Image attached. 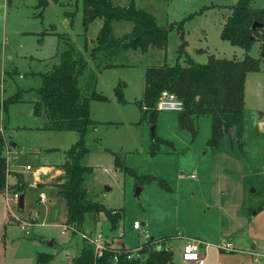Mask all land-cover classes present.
Segmentation results:
<instances>
[{"label": "rangeland", "instance_id": "1", "mask_svg": "<svg viewBox=\"0 0 264 264\" xmlns=\"http://www.w3.org/2000/svg\"><path fill=\"white\" fill-rule=\"evenodd\" d=\"M31 1L27 0L19 7V12L23 13V16H20L17 23H7L5 31V38L14 56L11 63L17 73L13 74L11 80L6 79L4 96L8 97L18 90L32 88L28 94L27 92L21 94L26 101L36 97L34 91L40 83L39 74L47 72L53 64H57L59 54L69 45L74 52H82L84 42L90 44L101 26V20L96 19L83 32L79 1L66 5L67 2L63 0L60 3L47 0L42 17L37 16L40 10L34 7L38 0ZM236 1L149 0L143 3L144 0H135L136 7L146 8L153 14L157 24L162 27H165L167 22H178L188 14L206 7L200 14L194 15L183 24L184 39L187 43L185 51L193 61L199 64L205 63L208 55L226 60L243 58V50L230 46L219 38V25L229 15L227 6L233 5ZM113 4L123 6L126 1L113 0ZM251 6L264 8V0H252ZM34 14L35 17L31 18ZM53 25L57 30L56 35L39 33L49 32ZM130 28L131 23L129 22L114 23L112 24V36L117 37L127 33ZM178 45V35L172 29L167 31L166 45L162 50L148 48L145 53L138 50L122 53L119 62L124 66L107 69L99 76L98 88L106 94L109 90L107 83L122 82L127 84L126 98L131 95L138 96L144 83L143 68L158 67L163 63L168 66L173 65ZM196 50L197 52L203 50V52L197 54ZM248 55L258 59L259 71L249 73L245 78L241 150L236 144H230L227 138L219 143L218 151L228 154L231 158L230 162L226 161V164L216 163L214 167L209 165L210 152L214 149L206 145L210 132V118L206 116L199 117L195 121L197 134L191 138L187 131L178 128L175 113L158 112L155 124L151 125L148 123V116L146 114L142 116L143 112L130 101L120 109L126 113H135L137 121L131 125L113 124L107 131L103 130L104 139L100 146L109 148V150L103 147L101 149L95 141L88 139L87 134L88 152L82 164L92 167V173L87 178V194L91 200L107 208L122 211V219L114 234L121 233L120 242L126 248L134 249L142 242L148 241L149 238L176 236L175 240L170 241L168 245L171 250L172 263L179 264L181 254L179 248L182 247L183 237L186 236L185 230H193L194 224L201 218L194 207L202 201L207 202L213 198L214 194H219L223 186L231 182L230 188L241 186L243 214L245 220L250 223L247 222L246 231L251 237L258 236V240L255 242L254 250L251 249L253 243H244L241 250L234 248L232 252L217 251L220 257L214 259L215 263L264 264V208L257 211L255 217L251 218L252 213H255L253 209L261 201L257 193L264 194V125L261 124L264 123V58H261L254 48L250 49ZM109 106L112 107V105ZM0 117L6 127V138H10L18 147L19 152L26 154L24 159L32 164H59L63 161V152L77 139V135L73 132L20 130V126H33L37 121H41V118L37 120L32 115L29 102L11 106L6 113L0 112ZM152 130L156 136L170 143L169 146L160 145L159 152L155 156L148 154L149 137ZM45 149H50V151L45 152ZM113 154L122 161L124 166L132 169L138 177H143L140 186L135 184L133 177L113 168ZM221 167L222 171H220ZM37 169L40 168L26 172L32 176V172ZM16 178V182H21L23 174H17ZM25 179L29 181L28 176ZM158 179L166 181L170 188L169 192L157 185ZM5 187L11 194L9 188L7 189L6 180ZM250 189H253L255 193H250ZM136 191L139 193L136 194ZM193 192L194 196H192ZM34 195L33 190L27 189L23 197L25 203L31 201L35 205ZM199 197L202 199L200 200ZM218 205L221 204L217 202ZM204 209L205 211L201 214L204 215L202 221L214 216L215 223L212 221L211 225L214 230H217V225L219 229L216 208L214 215L211 214L208 206ZM133 221L138 222L139 231L132 229ZM45 222L44 226L48 224H57V226L52 225V227L38 230L43 236L42 242L52 234L61 239L68 234V231L63 232L61 226L58 225L61 223L60 217H57L55 222ZM89 228L90 230L93 228L92 215L87 214L82 231L88 232ZM107 228L108 224L103 218H100L95 225V230L101 232L102 235L108 233ZM208 229V232L212 233L209 226ZM144 230L147 235L144 234ZM82 231L79 232L83 233ZM71 234L76 235L73 242V250L76 252L81 240L77 234ZM213 234L216 233L213 232ZM215 238L211 240L218 241L216 245H224L230 241L224 233H221L217 239ZM24 240L27 239L24 238ZM35 241L41 242L40 239ZM44 246H42L43 253L47 254L49 250ZM55 253L60 252L54 250ZM59 259L60 257L53 264H60Z\"/></svg>", "mask_w": 264, "mask_h": 264}, {"label": "trees", "instance_id": "2", "mask_svg": "<svg viewBox=\"0 0 264 264\" xmlns=\"http://www.w3.org/2000/svg\"><path fill=\"white\" fill-rule=\"evenodd\" d=\"M57 3L59 0H51ZM81 3V27L83 32L96 19L101 26L91 46L86 41L82 52L76 53L69 45L59 54V62L50 70L39 74L40 84L35 89V100L32 101V114L43 117V130L55 132H73L77 139L63 152V161L59 165L62 171V182L57 186L56 196L65 205L64 225L75 231H82L85 215L95 218L102 214L109 224L110 231L116 229L122 219V211L107 208L89 198L86 189V177L92 168L80 163L88 152L86 134L94 122L90 118L89 104L92 101L105 102L106 98L95 91L96 74L103 70L122 67L120 58L127 51L146 52L148 48L162 50L165 48L167 31L174 29L178 35L179 45L176 49V60L171 66L162 64L158 67H145L143 72L144 88L139 101L135 102L143 115L148 116V123L154 125L157 118L153 110L157 96L162 90L175 91V95L183 103V111L177 113L176 121L180 130L187 131L191 138L197 134L195 121L199 117L210 118V132L206 145L217 148L221 138L227 135L231 144L242 148V111L243 90L246 74L259 71L258 59L248 55L255 43L264 42V8H253L252 0H237L229 5V15L223 20L219 38L230 46L240 48L244 52L241 60L219 59L208 55L206 62H194L185 51L187 43L184 39L183 24L198 12L189 14L178 22L159 26L146 8H137L134 0H128L123 6L113 4V0H75ZM38 8L46 6V1L38 0ZM131 23L129 32L120 36H112V24ZM260 27L251 29L253 23ZM22 92L0 101V112H7L10 105L22 102ZM113 96L118 104H125L123 84L118 82L113 88ZM232 130V133H229ZM160 145L170 143L156 136L154 130L149 137L148 154L155 156ZM4 138L0 133V194L5 188V159L2 156ZM113 168L133 177L135 184L140 186L142 178L124 166L122 161L113 154ZM157 185L169 192L170 188L163 179ZM25 185L16 182L9 187L11 193H19L17 209H21L20 192ZM255 193V191H253ZM260 204L254 212L264 205V195H259ZM251 210V209H250ZM30 240L29 237H25ZM53 255L37 253L36 264L51 261ZM172 255L166 248L157 249L152 241L143 244L139 257L126 260L124 255L112 262L110 254L103 252L100 256L93 255L91 245L82 240L77 256L71 258L69 264H170Z\"/></svg>", "mask_w": 264, "mask_h": 264}, {"label": "crops", "instance_id": "3", "mask_svg": "<svg viewBox=\"0 0 264 264\" xmlns=\"http://www.w3.org/2000/svg\"><path fill=\"white\" fill-rule=\"evenodd\" d=\"M32 1L35 2L36 0H32ZM44 1H46V4H47L48 1L47 0H44ZM63 1L67 2L65 3L66 5L72 2H77L75 0H63ZM125 1L127 3L128 0H125ZM148 1L149 0H144L143 3L148 2ZM26 2L27 0H0V101L3 100L4 98H7L4 96L6 92L4 88L6 79L11 80L13 78V74L17 73L16 70H14L15 67H13V64L11 63L14 56L11 54V50L9 49V45L7 42L8 40H6L5 38L6 24L7 23L14 24L19 21L20 16L21 17L23 16V13L19 12V7ZM60 2L61 0H59L57 3H60ZM135 6H136V2H135ZM34 7L35 9L40 10L37 16L42 17V12L45 7L38 8L37 3H35ZM26 16H27V13H26ZM34 17H35V14L31 15V18H34ZM173 22L175 21L167 22L166 25L169 23H173ZM222 23H223V20L219 25L220 30H221ZM55 29L56 28L53 25L50 28L49 32L45 31V32H39V33L43 35H56L57 30ZM89 45H91V43L87 44L88 47ZM260 45L261 43H255L251 48L252 49L254 48L255 52L259 53ZM147 51L148 49L146 50V52ZM197 51L198 50H196L197 54H200L203 52V50H199V52ZM53 65H56V64H53ZM105 71L107 70H103L102 72L96 74L95 91L103 95L106 98V101L105 102H96V101L90 102L89 104L90 118L94 122V125L89 128L87 134H88L89 140L95 141L96 144L100 148L103 147L104 149L109 150V148L100 146L104 139L103 138L104 136H102L104 134L103 130L107 131V129L113 124L123 125L124 123H127L131 125L135 121H137V115L135 113H131V112L126 113V111L120 108H123L127 104V102L131 101L135 103L136 101L140 100L142 96L143 88H144V83L142 86V90L140 94H138V96L131 95L130 97L126 98L127 84L120 82L123 84V97L125 100V104H118L115 101L114 96H113V88L117 84L116 82L107 83L109 90L106 94H103L102 91L98 88L99 76H101ZM142 72H144V68ZM244 83H245V79H244ZM30 90H32V88L30 89L28 88L26 90L22 89L18 91H21L22 94L26 92L28 94ZM34 100H35V97L32 98V100L29 99V101H26L24 100V98H22V102L10 105L8 109L11 106H14L17 104H24L25 102H29L32 108L31 102ZM109 105H112V107L110 108ZM117 106H120V107H117ZM168 113H172V112H168ZM36 118L37 120L41 118V121L40 122L37 121V123L33 124V126H25V125L20 126L19 129L26 130V131H36V132L43 130L42 128L45 122L44 118L43 117H36ZM261 124L264 125V123H261ZM5 130H6V127L3 124V119H1L0 117V133L2 134L4 138V149L7 150V153L5 151L2 152V156L3 158L7 157L8 168L9 170H11V172L8 174V176L5 179L7 189L16 183L17 174H23L21 183L25 185V188L23 192H20L21 209H17L16 206H14L13 204H10L8 208V206L5 203V200H3L2 194H0V264H36L35 256L37 253H43L42 246L44 245H45L44 248L49 250L47 254L53 255L52 260L48 262L47 264H53V262L57 260V258L59 257H60L59 259L60 264H69L71 258L77 256L79 253V250L82 244L81 238H80L81 244L78 247L77 251L74 252L73 242H74V238L76 235L68 233L64 235V239H61L52 234L48 236L47 238H45L47 239L46 241L44 239V242H42L43 236L38 232V230L41 228L52 227V225L57 226V224H48L47 226L43 225V224H46L45 221L55 222L57 217H60V222H61L58 225L61 226L64 224L65 205H64L63 200L59 199L56 196L57 186L62 182V178H61L62 171L59 168V165L62 162H60L59 164H53V165L51 164L36 165V164L30 163L29 161L27 162L24 159V156L26 154L19 152L16 144H14L10 138H6ZM225 138H227V141L229 140L228 136L224 135L221 138L220 142L222 140H225ZM230 146L232 147V145ZM218 148H219V144L217 148H211L214 150L210 152V163H209L210 167H214V165L216 166V163L226 164V161L230 162L231 160L228 154L226 153L224 154V152H221V151L219 152ZM30 151L33 152L32 150ZM44 151L48 152L50 151V149L49 150L45 149ZM84 157L85 155L80 160L81 164H83ZM24 166H30L31 169H36L37 167H39L41 170H44L43 171L44 174L39 175L38 177H32L29 175L30 173L24 171ZM85 166L92 168L91 166H88V165H85ZM107 169L109 170V168ZM220 171H222V167ZM26 176H28L29 181H26L25 179ZM88 176L86 177V189H87ZM216 179L217 178H215V180ZM230 185H231V182L229 184H225L219 194L218 193L214 194L213 198H210L207 202L203 203L202 201V203L195 206L194 208L195 210H197L198 215L201 216V218H199L198 216L199 219L194 224L193 230L192 229L185 230L186 236L183 237L182 246L186 242L191 241V240H196V241L201 242L202 243L201 244V257L204 259V264H216L214 259L220 257L217 254V251L224 252V251H220L217 249L216 243L218 241L211 240V238L213 237H216L215 239H217V237H220L221 233H224V235L228 236L230 241L225 244H229L233 250L234 248H236V250H241L244 243H253V246L251 247V249L254 250L256 246L255 242L256 240H258V236L251 237L249 236L248 231H246L247 222L248 224L250 223L249 221L245 220V215L243 214L244 206H243V201H242L243 195H242L241 186L240 188H237L236 186H232V188H230ZM27 189H31L35 192L34 199H33V203L35 205H33L31 201H27V203H25L23 197ZM40 194H42L45 199L42 202L39 200V197H38ZM258 194L264 195L260 192ZM194 195L195 193L193 192L192 196ZM199 199L201 200L202 198L199 197ZM212 199H214V201H212ZM217 202L220 203L221 205L217 206ZM207 206H208V209H211L212 215H214L215 208H216V211H218L217 222L220 225V227L218 229V225H217V230L216 229L214 230L211 225L212 221L215 223L214 216L206 218L204 222L202 221V216L204 217V215H201V214H203V212L205 211L204 208H207ZM262 208H264V205L262 206ZM12 214L20 218L33 219L35 221L36 226H34V228L32 229V233L29 236L30 240L28 239H27L28 241L24 240L25 237L21 235L16 224L14 222H11ZM255 215H256V212L252 213L251 218H254ZM100 218L104 219L102 214H99L95 218L96 223H93V219H92L93 228L91 230L89 228L88 232H83V231L82 232L89 233L90 235L94 233H101L95 230V225L100 220ZM208 226L212 229V233L208 232L209 231ZM107 229H108V233H104V235L113 237L117 234V233L114 234L115 230L110 231L109 224H108ZM213 232H215L216 234H213ZM144 234L147 235V232L145 230H144ZM175 237L176 236L158 237L156 239L149 238V240L148 239L147 240L152 241V242L158 241V247L160 246V248H166L170 252L171 250L169 249L168 243L170 244V241L171 242L174 241ZM37 239H40L41 242L37 243L35 241ZM148 241L142 242V244H140L136 248L141 247L143 244L147 243ZM118 243L121 245V247L126 248L120 242V240L118 241ZM181 248L182 247L180 246L179 249L181 250ZM126 249H129V248H126ZM54 250H58L60 253L54 254ZM179 264H191V263H182L180 261Z\"/></svg>", "mask_w": 264, "mask_h": 264}, {"label": "built area", "instance_id": "4", "mask_svg": "<svg viewBox=\"0 0 264 264\" xmlns=\"http://www.w3.org/2000/svg\"><path fill=\"white\" fill-rule=\"evenodd\" d=\"M153 110L156 112H172L180 113L183 111L182 101L173 93V91L162 90L156 98ZM7 153V150L3 149ZM5 159V179L9 174L8 169V160ZM25 171L31 170L30 166H24ZM44 174L41 172V169H37L32 172L33 177H38L39 174ZM6 187L3 189L2 196L5 200L6 205L9 208L10 203L12 202L15 206L17 205L19 195L17 193H11L7 195ZM39 200L44 201V196L40 194ZM12 220L16 223L18 230L20 231L23 237H29L32 233V229L36 226V223L33 219H19L12 214ZM11 220V221H12ZM12 221V222H13ZM62 231L68 233L77 234L81 240L89 243L93 249L94 256H100L103 252L110 254V259L112 262H116L117 257L124 255L126 260H134L139 257L140 247L134 249H126L121 247L118 241L121 239V233H117L115 236L110 237L107 235H102L101 233H94L88 235L87 233H81L75 231L72 227L66 225H61ZM132 229L135 231L140 230V226L137 221H133ZM158 247V241L153 242ZM201 242L196 240H191L186 242L181 248L180 261L182 263H191V264H204V259L201 257ZM217 249L224 252L234 251L229 244H218L216 245Z\"/></svg>", "mask_w": 264, "mask_h": 264}, {"label": "water", "instance_id": "5", "mask_svg": "<svg viewBox=\"0 0 264 264\" xmlns=\"http://www.w3.org/2000/svg\"><path fill=\"white\" fill-rule=\"evenodd\" d=\"M256 27H260V25H258L257 23H253L251 26V29H254ZM262 30L264 31V26L262 27ZM259 56L261 58H264V42L261 43L260 45V50H259ZM173 93H175V91H173ZM229 133H232V130H229ZM139 191H136V194H138ZM253 192V189H250V193Z\"/></svg>", "mask_w": 264, "mask_h": 264}]
</instances>
